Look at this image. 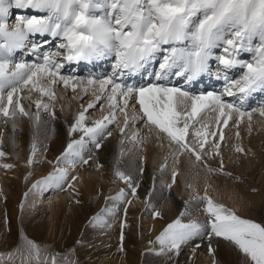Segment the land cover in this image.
I'll list each match as a JSON object with an SVG mask.
<instances>
[{
	"label": "snow or ice",
	"instance_id": "1",
	"mask_svg": "<svg viewBox=\"0 0 264 264\" xmlns=\"http://www.w3.org/2000/svg\"><path fill=\"white\" fill-rule=\"evenodd\" d=\"M54 41H57L55 50L51 47L44 50ZM217 49L219 54L214 51ZM23 50H28L35 59L31 62L17 61L16 53ZM243 54H251L250 59L240 58ZM158 56L157 70L147 73L150 82L142 85L120 82L126 75L146 72ZM104 59L113 61L111 73L87 78V85H99V94L95 95L94 102L83 107L68 128L69 137L79 132L82 134L80 138L72 139L54 162L36 159L40 153L39 131L46 123L41 113H47L52 119L56 118V113L42 99L33 101L37 111L30 112L21 103L22 91L28 89L54 100L56 94L53 87L59 83L75 92L77 83L73 81L83 84L85 78L65 75L62 72L65 65ZM210 61H215L218 66L216 78L224 81L222 92L192 95L170 82L175 76L182 78L185 84H192L211 72ZM236 68L242 72L233 79L229 73ZM83 92L88 95L89 88H84ZM254 93H264V0H0V117L3 118L0 119V127L11 125V140L15 146L20 120L27 118L34 130L27 165L53 164V171L37 180L32 189L64 191L67 185L68 189L75 190L73 182L78 177L71 176L69 181V174L78 166L94 160V154L84 155L85 151L92 152L88 145H94L95 149L102 147L103 141L112 136L109 125L117 123L118 114L123 116V126L119 128L121 134L130 122L136 121L137 116L130 117L128 113L130 101L134 102L132 107L139 105L138 111L143 114L139 119L146 125L154 126L157 139L164 134L170 146L176 145L177 158L184 152L195 156L198 162L203 160L202 153L210 158L221 157V142L225 139L221 123L227 127L235 113L236 126L239 127L247 118L250 130L253 113L264 118V103L250 110L246 107L247 100ZM225 96L237 97L238 102L228 101L223 98ZM105 98L112 111L89 125V109H94ZM184 100L191 101L190 111H178L177 103ZM208 108L218 112L216 127L219 139H216L217 131L210 132L209 125L204 124L192 133L195 143H190L189 129H195L197 116ZM138 135V132L133 133L131 139L136 140ZM3 136L4 132L0 130V160L8 155L3 151ZM236 136L239 137L238 132ZM208 145L210 147H206ZM234 148L237 153H244L240 145ZM61 164L68 167H60ZM219 165L218 169L207 164L205 167L209 172L232 175L224 172L222 157ZM0 167L11 169L15 165L0 163ZM163 167L166 165L162 166V171ZM139 171L142 174L143 168ZM114 175L124 181L131 191L121 189L116 196L106 197V200L117 203L112 208L102 209L101 214L92 218L89 223L93 228H111L113 225L105 214L115 217L120 211V204L132 203L126 200L127 196L138 198L139 181H134L131 175L119 169ZM176 175L174 171L172 184ZM172 184L166 187L171 189ZM24 195L27 198L28 193ZM147 195L151 197L152 193ZM192 199L197 205H203L204 219L192 218L185 222V217L193 215L189 202L185 201V208L179 216L168 223L154 241L148 242L154 246L142 255L151 253L174 260L183 247H190L192 259L207 240L211 264H220L217 249L212 243L218 240L242 254V264H264V225L242 218L208 195ZM145 206L152 211L153 219L162 218V211L148 199ZM20 209H24L23 202ZM123 211L126 217L128 208ZM120 227L119 250L123 252L126 220L121 221ZM21 238V246L13 252L0 254V264L5 260L15 264L17 259L20 264H78L69 256L48 254L23 233ZM197 240L200 243L193 245V241Z\"/></svg>",
	"mask_w": 264,
	"mask_h": 264
},
{
	"label": "bare ground",
	"instance_id": "2",
	"mask_svg": "<svg viewBox=\"0 0 264 264\" xmlns=\"http://www.w3.org/2000/svg\"><path fill=\"white\" fill-rule=\"evenodd\" d=\"M22 52L29 53L28 50H23ZM20 56L22 55L20 54ZM102 68H104V65L99 68L100 70L93 68L91 74H97L99 71L101 72ZM154 71H156V69H153L152 66L147 69V73ZM236 71L238 73L237 77H239L241 70ZM175 79L178 78L175 77ZM86 81L87 79L84 80L83 84L73 81V83H77V89H79L76 93V97L78 99V101L76 100V104H72V100H70L72 101L70 103L62 101L60 93L57 92H55L57 96L56 102H49V100L48 103L47 101H44L51 106L52 110L55 111L56 118L52 119L47 113H41L42 119L46 123L39 131L38 148L40 149V153H38L36 159H46L54 162L72 139H79L82 135L77 132L73 134L72 137H69L68 128L70 124L74 123L75 118L79 113L76 106L81 105L82 108L86 107L79 102L80 97H82L84 93L83 89L86 87L93 89L91 91V96L94 97L92 102L95 101V95L99 94V85L92 87L87 85ZM35 93V91H28V89H24L21 93V96L23 97L21 99V103L32 113L37 111L33 101L39 99V95L36 96ZM131 102L132 101H130V103ZM108 104L109 101H106L102 107L109 109ZM135 111L133 110L130 113L128 109L130 117L133 115L137 116L134 123L130 122L129 127L133 128L130 132L128 127L124 134L120 133L119 128L123 126V116L122 114H118V127L116 130L109 129L112 131V136L103 141L102 147L100 149H95L94 145H88V148H91L92 152L90 153L85 151L84 155L87 157L94 154V160H90L86 165L78 166L74 171H70L69 174V181H71V176L78 177V180L73 182L75 190L68 189L67 185H65L64 191H56L52 189L50 192L48 189L41 192L38 189H32V185L37 180H40L42 177L47 176L53 171V164L36 163L32 166L27 165L26 162L31 151L30 146L34 131L30 127L27 118H21L20 120V129L16 133L15 146L11 140V125L9 124L7 126L0 127V130L4 132L3 151L8 154L5 158L0 160V163H10L15 165V167L11 169H4L0 167V198L5 194H10V197L13 200L12 203L18 207L17 202L19 198L21 201L24 192L27 190L28 196L26 200V214H28V216H33L37 221H49L52 224H55L56 220L57 222L59 220V222L61 221L63 223L64 219L67 220V216L70 218L72 216L73 223L71 224H74L75 231H78L83 228V222H85L82 218L83 215H93L99 210L112 208L113 205L117 203L116 201L106 200V197L116 196L121 189L130 193L131 190L127 188L125 182L119 180L114 175L115 170L119 169L125 172L126 175H131L133 180L139 181L140 184V187L137 190L138 198H133L131 195L127 196L126 200L132 201L130 205L123 203L120 204V211L115 217L106 215L109 223L113 225L111 228H106L108 235L106 240L113 252L109 253L110 255L106 253V255L103 254L105 260H103L102 257L99 258V261L97 262L98 264H107V258L116 264H141L142 259L141 256L137 254V251H140L142 248L145 251L146 249L154 246L150 245L148 242L150 240L154 241L155 237L159 235L164 227H166L165 225L178 217L180 212L185 208V201L189 202V207L191 208L193 215L191 217H185L184 220L192 218H199L201 220L204 219L203 205H197L192 199L196 196L208 195L212 197L215 202L222 203L227 208L235 211L237 215L242 217H254V214H256L255 208L258 207L261 202H264V174L262 176L261 183L257 186L258 191H260V193H258V191L254 192L252 188L248 189L244 184L237 183V185L235 184L234 186L230 183V180L225 182V176L222 177L221 174L213 175V172H209L208 169L203 166V164H207L208 166L213 167L212 164L214 162H219L222 157L224 167L228 169H224L226 172L232 173L235 169L239 168L238 163L242 162V158L238 156V153L234 148L233 137L235 135V131L230 133L233 139H227L229 142L225 146L221 147V157L210 158L202 153L203 160L198 162L196 161L195 156L184 152L177 158L175 155V147L172 154L169 155V158L172 157L173 160L169 163L170 165L167 166L165 164V160L166 162L170 161L169 159L167 160L168 156L164 153L161 154L158 150H156L159 145V142L156 141V133L154 134V137H152V140H150L153 141L151 143L148 142L143 145L142 142H139L140 146H138L137 144L131 142L130 136H132L133 133H143L145 131V127H147L146 124L144 127H142V125L137 127L142 120L139 119L140 115ZM108 114V110H106L100 118L95 117V119L94 117L88 115L87 123L91 125L92 121L101 119L103 116ZM217 116L218 112L214 111L211 116L203 118L202 122L200 121L201 125L200 123L197 124L198 129H200L204 124H208V130L210 132L217 131L218 133L219 129L216 127ZM236 116L237 114L233 113V121H236ZM253 117L255 122L251 123L250 130L248 125H246L249 124L248 121L246 124H242L243 135L245 138L250 136L254 130L261 131L262 128L264 129V118H261L258 113H253ZM0 119L3 118L0 117ZM119 119H121L120 122ZM131 124L133 125L131 126ZM148 131L150 133L151 129ZM194 131L195 130L193 129V132ZM217 135L219 136V133ZM261 136L264 140V130L262 131ZM192 138H194L192 133H189V142L195 143V138ZM209 139L211 142V137ZM159 140L165 150L168 140L164 138V134H161ZM121 141H123V143H121ZM174 145L175 144H172V147H174ZM206 147H210V145ZM243 148L245 153H250L251 150L254 149L251 141L244 144ZM257 153L258 155H261L259 150ZM263 156L264 151L262 153V157ZM97 165H102L103 167H98ZM165 165L166 167H163L162 171V166ZM60 167H68V165L61 164ZM141 167L143 168L142 174L139 171ZM174 171L177 175L175 183L172 184V173ZM238 171L240 172L241 170ZM29 173H31L30 176ZM231 176L236 177V174L234 173V175ZM25 177H28V179L26 180ZM168 184H172L171 189L166 187ZM30 189L32 190L30 191ZM149 192L152 193L151 197H148L147 195ZM146 199L155 205L158 210L162 211V218H152V211H149L145 206ZM44 200H46V202H41ZM77 201H79V203H77ZM34 204L39 205L38 208L48 206V209L40 211L39 213L34 212ZM63 204L68 205L69 211L64 213V216H59ZM125 207L128 208L126 217L123 211ZM13 212L16 211L13 210ZM121 220H126L127 222V227L123 229L125 236L123 241L125 251L123 252L119 250L121 244ZM195 243H200V241H193V245ZM207 244L208 242L204 241L202 246L197 250L196 255L193 257L195 264H211V257L207 254ZM213 246L219 251H227L225 248L226 246L224 244L220 245V242L218 246L215 244ZM190 255L191 251L189 247L188 251H181L180 255L175 257L174 260L179 262H188ZM158 263H160V261Z\"/></svg>",
	"mask_w": 264,
	"mask_h": 264
},
{
	"label": "rangeland",
	"instance_id": "3",
	"mask_svg": "<svg viewBox=\"0 0 264 264\" xmlns=\"http://www.w3.org/2000/svg\"><path fill=\"white\" fill-rule=\"evenodd\" d=\"M53 50H55V49H53ZM216 52H219V51H216ZM20 54L22 55V56H20L21 59H22V57L29 55V53H23L22 51H20ZM250 56H251V54H250ZM250 56L248 58L247 57L246 58L250 59ZM67 66H68V64L65 65L64 69ZM241 72H242V70H241ZM241 72L239 73V75L241 74ZM63 73L65 75H73V74L69 73V70L66 72H63ZM79 76H81V75H78V77ZM82 78L87 79L89 77H82ZM78 90L79 89L76 88V91L73 92L71 87H67V88L65 87L64 88L63 85L59 84V83L53 87L54 92L60 93L62 101H67L69 103L73 101L72 104H76L78 101V99L76 97V93ZM92 90L93 89H89L88 95H84V93H83V95H82L83 98L80 97L79 102L82 105L87 106V103L89 104L92 102V100L94 99V97L91 96ZM36 93H35V95L36 96L39 95L38 96L39 99H42L45 102L49 101V99L47 97H42L40 95V93H38V92H36ZM192 95H195V94H192ZM56 100H57V96L54 100H50L49 102H54V101L56 102ZM70 100H72V101H70ZM106 101H108V100L105 98L100 103H98L94 109H89V112L87 115H90V116L94 117V119H95V117L100 118L106 110H108V113H109L111 111V109H106V108L102 107ZM132 104H134L133 101L130 103L129 112L131 113L133 110L134 111L136 110L135 112L138 113L140 116H142L143 114L139 113V111H138L139 105L135 104V106L132 107L131 106ZM76 107H77V110H79V112L83 110L81 105L80 106L77 105ZM177 109H178V111H181V112L190 111L191 110V101L190 100H184L182 102H178L177 103ZM213 112L214 111L211 108L203 110L196 118L194 130L198 129L197 124L200 123V121L202 122L203 118L211 116L213 114ZM252 120H254V119H252ZM120 121H121V119H119V122ZM247 121H248L247 118H245L244 122L239 124V127L236 126V121H233V119L229 121L227 127H224L222 123L220 125L221 126L220 128H222L224 135H225L224 141L221 142V147L225 146L229 142L230 138H231V140L234 138L233 139L234 146L240 145L241 147H243L244 144H247L249 141H251L253 148H254L251 150L250 153L249 152L238 153V156H240L242 158V159L240 158L242 162H239L238 163L239 168L235 169L234 172H232L233 174L231 173L232 175H234V173H235L236 177L235 176H231V177L225 176L224 177V175H222V174L221 175H222V177H224L226 179L225 182L230 180V183L234 186H235V184L237 185V183L238 184L241 183V184L246 185L248 189L252 188L254 192H257L258 191L257 186L261 183V179H262V176L264 174V156L262 157V153L264 151V140L261 136V133L264 129L262 128L261 131L260 130H254V131H252L253 133L250 136H247V138H245V136L243 135L242 124H246ZM252 122H255V120ZM189 123H193V122L189 121ZM132 125L133 124H131V126ZM139 125L140 126L142 125V127H144L145 123L143 121H141L137 125V127ZM200 125H201V123H200ZM246 125H248V124H246ZM246 125H244V126H246ZM109 126H110L109 129L116 130L118 127V124L116 123V124L109 125ZM196 126H197V128H196ZM148 128L151 129L150 133L148 131L149 130ZM128 129L130 132L133 128L129 127ZM234 131H235V135L232 138L230 133L234 132ZM237 132L239 133V137L236 136ZM138 133H139V135L137 136L136 140H132L131 136H130V140H131V142L140 146L139 142H142L143 145L147 144L148 142H150V143L153 142L150 140H152V137H154L156 130H155L154 126L147 125V127H145V131L143 133L142 132L141 133L138 132ZM189 133L190 134L193 133V128L189 129ZM218 133H219V131H218ZM145 139H147V140H145ZM192 139H194V138H192ZM216 139L217 140L219 139L218 135H217ZM227 139H229V140H227ZM156 141L159 142V145L157 146L156 150H158L159 153H161V154L164 153V154H166V156H168L167 160L169 159L170 161L166 162V160H165V164L167 166L170 165L169 163H171L173 158L172 157L169 158V155L172 154L176 145H174V147H172V145L170 146L169 142L167 141L166 148L164 150V147L161 146L162 145V143H160L161 141L159 139H157ZM161 148H162V150H161ZM258 150L260 151L261 155H258V153H257ZM185 153H188V152H185ZM174 159H176V158H174ZM203 166L205 167V164H203ZM212 166L218 169L220 165H219V162H214L212 164ZM213 167H211V168H213ZM224 169H226V168L224 167ZM226 170H228V169H226ZM238 170H241V171L239 172ZM224 172H226V171L224 170ZM218 174H220V173L219 172L213 173V175H218ZM236 178H238V179H236ZM49 190L51 192L52 189H49ZM25 193H28V191L26 190L24 192V194ZM258 193H260V191H258ZM10 196H11L10 194H5L4 196H2L0 198V254H7L10 252H13L15 249H17V247L21 246L23 244V240L21 238V233H23L29 239H31V240L35 241L37 244H39L48 254L59 253L60 257L69 256L70 259L77 261L78 264H98L97 262L99 261V258L102 257L103 260H105L103 257V254L106 253V254L110 255L109 253L113 252L111 250V247L107 243L108 241L106 240V238L108 236L106 228L105 229L93 228L90 226V223H89L93 217L97 216L98 214H101V210L97 211L96 213H94L93 215H90V216H89V214L83 215L82 218L85 220V222H83V228H81V230L75 231L74 224H71V223H73L71 215H70L71 218L69 216H67L66 217L67 220L64 219L63 223L61 221L59 222V220H58V222L56 220L55 224H52L49 221L40 222V221L35 220L33 216H28V214H26V207H27L26 200H27V198H25V195L22 196L21 201L19 198V200L17 202L18 207H17V205H14L12 203L13 200L11 199ZM22 202L24 203L23 211H21V209H20V204ZM41 202H46V200L41 201ZM34 205L35 206H33V211L37 212V213H39L40 211H45L48 209V206H45L44 208H38L39 205H37V204H34ZM61 209L62 210L60 211L59 216L60 215L64 216L65 215L64 213H67L69 211L68 205H66V204H63ZM13 210L16 211L17 213L13 212ZM148 210L151 211L150 209H148ZM21 212H22V215H21ZM255 213L256 214H254L253 218L247 217V216H244V217L241 216V217L245 218V219L252 220V221L257 222V223H261L262 225H264V202H261V204L255 208ZM105 218H106V214H105ZM5 219H7V223H5ZM121 221H123V220H121ZM187 221L188 220H185V222H187ZM64 226H66V227H64ZM77 241H82L83 243L78 244ZM206 241L207 240H205V242ZM219 242H220V245L224 244L226 246L225 248L227 249V251H229V252H227V251L224 252V251H219V250L216 251V256H217L218 260L220 261V264H242V260H243L242 254H240L232 246L227 245L223 241H218V240H214V242L212 241L213 245L215 244L216 246H218ZM185 250L188 251L189 247H183L182 248V251H185ZM137 252H138L137 254H139L141 256V259H142L141 264H195L194 259L193 258L190 259V257L188 259V262L187 261H181V262H183V263H181V262L176 261V260H168L167 257L155 256L151 253H147L145 255H142V253L145 252L143 250V248ZM231 252H232V254H231ZM228 254H229V256H228ZM226 255H227V257H226ZM145 257H146V260H145ZM159 261H160V263H158ZM106 262H107V264H116L114 262H111V260H109L108 258L106 259ZM3 264H12V262L5 260L3 262ZM15 264H20V261L17 259L15 261Z\"/></svg>",
	"mask_w": 264,
	"mask_h": 264
}]
</instances>
